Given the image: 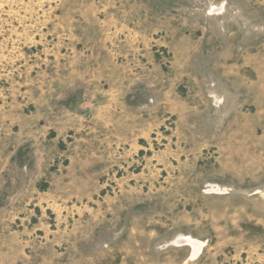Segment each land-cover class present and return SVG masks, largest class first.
Wrapping results in <instances>:
<instances>
[{"label": "rangeland", "instance_id": "374dc122", "mask_svg": "<svg viewBox=\"0 0 264 264\" xmlns=\"http://www.w3.org/2000/svg\"><path fill=\"white\" fill-rule=\"evenodd\" d=\"M0 264H264V0H0Z\"/></svg>", "mask_w": 264, "mask_h": 264}, {"label": "bare ground", "instance_id": "6f19581e", "mask_svg": "<svg viewBox=\"0 0 264 264\" xmlns=\"http://www.w3.org/2000/svg\"><path fill=\"white\" fill-rule=\"evenodd\" d=\"M177 243H181V245H187L189 246V248L191 247L192 253H191V256L189 257L190 259L197 258L203 248V243L193 240L190 237H182L178 240Z\"/></svg>", "mask_w": 264, "mask_h": 264}]
</instances>
